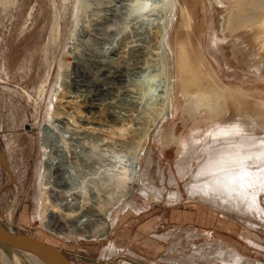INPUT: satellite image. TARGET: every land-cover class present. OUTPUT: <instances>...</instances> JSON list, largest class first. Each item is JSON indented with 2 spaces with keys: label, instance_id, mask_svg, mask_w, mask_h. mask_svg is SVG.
<instances>
[{
  "label": "rangeland",
  "instance_id": "374dc122",
  "mask_svg": "<svg viewBox=\"0 0 264 264\" xmlns=\"http://www.w3.org/2000/svg\"><path fill=\"white\" fill-rule=\"evenodd\" d=\"M78 1L0 0V146L15 178L0 193V220L20 234L62 251L74 264H224L215 255L218 249L235 251L246 264H264V219L187 193L188 184L207 161L209 143L217 146L249 139L255 145L264 138V29L260 26L264 11H257L259 16L243 25L234 19L242 13L236 0H127L123 4L82 0L79 10ZM182 47L192 68L187 87L180 80ZM103 59L113 67L123 64L122 81L100 74L97 63ZM77 60L89 82L108 91L99 98L100 111L85 113L83 119L77 115L78 125L65 126L53 116L55 107L72 112L75 103L80 107L88 103L85 97L75 102L70 97L79 75ZM60 73L64 80L57 83ZM194 89L198 94H191ZM205 90L221 94L214 111L197 99ZM212 100L215 102L211 98L206 104ZM166 104L172 108V117L161 122L140 150L142 137ZM244 114L251 122L238 121ZM75 130L89 135L88 139L105 140L109 146L108 153L98 154L102 172L97 169L90 176L98 183L109 179L114 203L107 209L112 232L99 240H67L46 229L36 215L38 174L46 153L43 138L50 136L58 142L64 135L69 143ZM72 144L70 141L69 148L75 149ZM86 146L77 149H82L76 155L80 164L90 151H96L92 143L91 149ZM140 152L143 156L136 164ZM134 179L139 185L129 189ZM9 180L0 162V187ZM104 198L101 195L92 202L104 206ZM134 201L136 207L130 206ZM198 212L207 214L210 225L175 217ZM219 220L229 227L217 229ZM150 221L154 228L143 233L141 227Z\"/></svg>",
  "mask_w": 264,
  "mask_h": 264
},
{
  "label": "bare ground",
  "instance_id": "6f19581e",
  "mask_svg": "<svg viewBox=\"0 0 264 264\" xmlns=\"http://www.w3.org/2000/svg\"><path fill=\"white\" fill-rule=\"evenodd\" d=\"M86 1H85L84 5H86ZM116 1L118 3L123 4V2H126L127 0H116ZM166 1H167L166 3L170 2V0H166ZM78 2L80 5L78 7V10H79L81 7V4L84 1L82 2V0H79ZM236 3L239 4L238 7H240L241 11H242V13L238 12L240 14H237L234 17V19L236 20L235 22L239 23V24H243V25L247 24V22H250L260 11L261 12L264 11V0H236ZM112 5H114V4H112ZM82 8H83V6H82ZM240 8H239V10H240ZM83 9H85V8H83ZM82 10H80V11H82ZM86 10H84V11H86ZM257 11H259V12L256 14ZM243 12H245V14H243ZM81 14H83V13H81ZM257 16H259V15H257ZM81 17H83V16H81ZM81 17H79V18H81ZM260 18L262 19V16ZM257 20H258V18H257ZM227 24H229V22ZM249 24H251V23H249ZM83 26H85V25H83ZM260 26H261V28L264 29V21L261 22ZM234 27H235V25H234ZM123 29H122V31H123ZM227 30H228V28H227ZM81 35L84 36L85 34L83 32H81ZM102 43L104 44V42H102ZM104 50H106V49H104ZM179 57H180V61H181V56H179ZM92 60H94V59H92ZM92 60H91V62H92ZM74 61H75V59H74ZM77 62L78 63L76 66V71L79 73V75H77V77L75 78L74 84L72 83L73 88L75 89V92L70 97L73 99L74 102H75L76 98L85 97L88 99V103L82 107H80L79 105L75 106L77 104V103H75L74 107L70 108L73 110L72 112L64 110V109L60 108V106L55 107L57 110L55 112H53V116H57L58 117L57 120H60L62 123L66 124L65 126H67V125H69V126L70 125H72V126L78 125L77 124L78 121H77V117H76L77 115H80V117L82 118V115L85 113L93 114V112L97 108L99 110V108H100V103H99L100 99L99 98H101V96H103L108 91V88H105V87L97 85V84L95 85V83L92 84L91 82H89V80L86 78V76L84 75V73L82 71V69H83L82 65L79 63L78 60H77ZM83 64H85V61ZM97 65H98V67L101 66V68L99 67L100 68V74L102 76H104L105 78H108V79L113 80V81L118 80V82L123 80V77L125 74L123 72L124 68L122 69V67H121L123 64L122 65L120 64L121 66H116V67L114 66L113 67L112 64L110 66L103 59V61L98 60ZM65 67H68V65ZM164 67L166 70L167 66H164ZM85 68H87V67H85ZM99 68H97L98 71H99ZM162 70L163 69H161V72L163 73L164 70L163 71ZM156 71H157V69H156ZM158 72H160V71H158ZM161 72H160V74H161ZM74 73H76V72H74ZM85 73L87 74L86 71H85ZM163 74H165V73H163ZM64 76L65 75L60 73L58 80H57V83H60L62 80H64L63 79ZM156 76H157V74H156ZM156 76H154L153 78L155 79ZM157 77H159V76H157ZM166 77L168 79L171 78L167 72H166ZM91 81H93V80H91ZM158 81H159V79H158ZM184 81L185 80H183V82ZM107 82L109 83V81H107ZM66 85L68 86V84H66ZM118 85H117V89H118ZM185 87H187V86H185ZM110 88L111 87H109V89ZM171 88H173V87H171ZM58 89H60V86L57 87V89L55 91L57 92ZM119 89H120V86H119ZM120 91H121V89H120ZM122 91H124V90H122ZM79 92H81V95L78 94ZM191 94L192 95L198 94V90L196 91V89H194ZM218 94H216V93L211 94L205 90V91H202L198 95L197 99H199L201 103L204 101L205 105L209 108V110L214 111L217 109L220 101L222 100L220 98L221 94H220V96ZM119 95H121V94H119ZM126 95L128 96V94H126ZM107 97H108V94H107ZM63 98H61V100ZM211 98L214 99L215 102H213V100H212V102H213L212 104H210V105L206 104V102L209 101ZM77 101H79V100H77ZM102 101H101V105H103ZM125 101H123V102L125 103ZM61 103L62 102H60V104ZM103 103H105V102H103ZM127 103H130V102H127ZM69 104H70V102H69ZM117 107H119V105ZM80 108L85 109V111L83 112L82 110H79ZM102 108L103 107H101V109ZM112 108H110V109H112ZM171 109L172 108H170V106H168L167 104L164 105V108L161 110L160 113H158V116H156V118L154 119V124L151 126L149 131L146 132V136L142 137L143 141H141V143H140V147H141L140 150L144 149V147L146 145H148L150 138L154 135V133H156L161 122L170 116ZM114 111H115V109H114ZM81 112H82V114H81ZM110 112H111V110H110ZM99 113H101V112H99ZM110 115H113V114H110ZM247 115L246 114L242 115L241 118L238 119V121L242 124L243 123L247 124V122H251L248 119L249 116L246 117ZM85 117H87V115ZM96 117H98V116L96 115ZM103 117H104V115H103ZM106 117H107V114H106ZM120 117L118 116L117 118H119V120H120ZM138 118H139V116H138ZM89 119H92V118L89 117ZM65 120H68V121L63 122ZM85 120H86V118H85ZM85 120H83V121L85 122ZM55 121H56V118H55ZM88 123H90V122H88ZM240 123H238V124H240ZM81 126H83V125H81V124L79 125L80 129H82ZM56 128H58V127H56ZM56 128H55V130H56ZM120 128H121L120 130L122 132V127H120ZM48 129H49V127H48ZM89 129L96 130V128L94 129L93 127L89 128ZM44 130L47 131V128ZM67 130H69V128ZM219 130H217V131H219ZM231 130H234V128H232ZM228 131H230V130H228ZM116 133H118V132H116ZM90 134H91V132H90ZM83 135H84V137H83ZM88 136L89 135H87L86 133L76 132V130H75L73 132L71 140H70L73 142V144L71 146H74L75 149L69 148L70 141H69V143H67V141H66L67 137L64 135H62V138H61L62 140L58 141V142L55 141L54 139H52L50 136H44V138H43V145H44V148L46 150V153H45L44 159L42 160L43 162H41L42 168L39 170V174H38V177L40 180L39 181V189L40 190H39V194L37 196L36 215H37L38 219L45 224L46 229H48L49 231H51L53 233L58 234L59 236L65 238L67 240L68 239L70 240L72 238H75V239L76 238L77 239L78 238H85L87 240L88 239L99 240L101 237H104V236H106L112 232V225L109 221L110 212L107 211L108 208L113 207V205H112V203H113L112 193H110L111 189H109L110 186L108 185L109 179L107 177H105V178L103 177L104 179L100 180L98 183V182H96L97 180L94 181L93 180L94 178L93 179L91 178L93 173H97V169L99 168L98 166H101V164L99 163L100 158L98 157V154L108 153L109 152V150H108L109 146L107 145V141H105V140H101L100 138L94 139L92 137H90V139H88L87 138ZM248 140L249 139L244 140L242 142H232V141L227 142L229 144H227V143H221L220 144L219 143V145H217V146H212L211 143H209L210 145L207 147V151H206V154L208 156L207 161L199 168L197 173L194 175L192 181L188 184L187 193L190 196L201 195L202 199H208V200L210 199L215 206H218V207L222 206L228 210L235 208L239 212L240 211L250 212V213L254 214L255 216L257 215L258 217H261L262 219H264V208L262 207L263 206L262 202L264 203V138L261 140L260 143H258V141H256L258 144L255 142L256 143V144L254 143L255 145H253V144L251 145V143H253V142L249 143ZM59 142H60V144H59ZM91 143H92V145L96 146V147L93 146V147H95L96 151L95 152L90 151V156H88V157L85 155L86 153L83 152L84 153L83 156H86L87 158L83 157L84 159L82 160V163L80 164L79 163L80 160H79L78 156H76V155L80 151H82V149L80 151H77V149L81 147V144L82 145L85 144V146L86 145L91 146ZM237 143H241V144H237ZM141 144H142V146H141ZM212 144L214 145L215 143L212 142ZM88 146H86V147L88 148ZM89 149H91V147ZM137 149H139V145H138ZM138 154H137L138 157L136 159H134L136 161V164L141 160V158L143 156L142 152H140ZM103 156L105 158V155H103ZM103 161H105V160H103ZM79 166H81L82 170L79 168ZM83 168L86 171H84ZM98 170L100 171V169H98ZM100 172H102V171H100ZM91 179H92V181H91ZM138 185H139V182L137 181V179H134L133 182L131 183V185L128 187H129V189L130 188L132 189V186L137 187ZM111 187H113V186H111ZM142 191L144 194H146V190L143 189ZM101 195H104V197H105L104 199H106V201H104V206L101 203H96L94 201L92 202L93 198H97V197L99 198V197H101ZM261 196H263V198H261ZM173 198H175V196H173ZM118 199H119V197H118ZM135 203H136L135 201L131 202L130 206L132 205V206L136 207ZM94 206H96V207H94ZM93 209H95L94 212H92ZM98 209H99V211H98ZM85 210H86V212H85ZM206 252H208V250ZM201 253H203V252H201ZM215 255L217 256L218 260L219 261L222 260L221 263H224V264H246V259H244L240 254H238L232 250L231 251H224V250L218 249L216 251ZM24 257L26 258V260L30 264H43L40 260H38L37 258H35L32 255L24 254ZM0 264H24V262L16 254H13L12 259H7L5 257L4 251L2 249H0ZM254 264H261V263H258L256 261V262H254Z\"/></svg>",
  "mask_w": 264,
  "mask_h": 264
},
{
  "label": "water",
  "instance_id": "95a60500",
  "mask_svg": "<svg viewBox=\"0 0 264 264\" xmlns=\"http://www.w3.org/2000/svg\"><path fill=\"white\" fill-rule=\"evenodd\" d=\"M0 162L6 173L9 175V182L0 187V193L9 188L15 183V178L12 175L6 158L4 156L2 147L0 146ZM0 249L4 251L8 259L13 258L16 254L24 264H30L24 254H29L40 260L43 264H73V262L63 255L59 250L54 247L17 232L16 228H8L0 220Z\"/></svg>",
  "mask_w": 264,
  "mask_h": 264
},
{
  "label": "flooded vegetation",
  "instance_id": "af4514ba",
  "mask_svg": "<svg viewBox=\"0 0 264 264\" xmlns=\"http://www.w3.org/2000/svg\"><path fill=\"white\" fill-rule=\"evenodd\" d=\"M180 56H181V61H180V57H179V68H180V80H181V83L184 85V86H188V84L191 82L190 80H189V75H190V73L192 72V68H191V62H190V57H189V54H188V52H187V50L185 49V47H182L181 48V53H180ZM183 80H185L184 82H183ZM172 109H171V113H170V116L169 117H167V118H170V117H172ZM203 215H205L204 216V218H203ZM201 216V217H200ZM176 217V220H179L180 221V219L181 218H183L184 220H189V219H191V220H196L197 222H200V223H207V224H209L210 225V220H208L209 218L207 217V214L204 212H198L196 215H193V216H189V215H186V214H178L177 216H175ZM204 223V224H205ZM218 224H217V226H215V227H217V229H222V228H224V229H226V228H228L229 226H226V224H224V225H222L221 223H220V220L217 222ZM228 230V229H227ZM226 231V230H225ZM235 245V244H234ZM150 250H154V248H150V247H148ZM61 253L63 254V255H65L62 251H61ZM151 253H152V251H151ZM66 256V255H65ZM68 259H70L68 256H66ZM71 260V259H70ZM72 261V260H71ZM74 264V263H73Z\"/></svg>",
  "mask_w": 264,
  "mask_h": 264
},
{
  "label": "crops",
  "instance_id": "0c3cea01",
  "mask_svg": "<svg viewBox=\"0 0 264 264\" xmlns=\"http://www.w3.org/2000/svg\"><path fill=\"white\" fill-rule=\"evenodd\" d=\"M153 228H154V222L153 221L144 223V225L141 227L143 233H150ZM148 240L151 243V239H148ZM150 243H149V245L151 246L152 243L151 244Z\"/></svg>",
  "mask_w": 264,
  "mask_h": 264
}]
</instances>
